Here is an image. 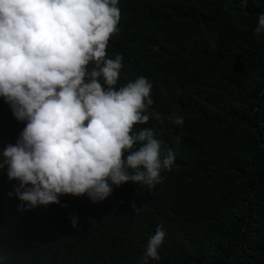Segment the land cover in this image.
Returning a JSON list of instances; mask_svg holds the SVG:
<instances>
[{"label": "trees", "instance_id": "trees-1", "mask_svg": "<svg viewBox=\"0 0 264 264\" xmlns=\"http://www.w3.org/2000/svg\"><path fill=\"white\" fill-rule=\"evenodd\" d=\"M118 4L124 27L106 48L122 58L116 87L151 82L149 111L164 122L134 129H153L173 165L152 188L125 183L97 204L61 196L28 211L0 169V264H138L158 226L149 264H264V34L254 32L264 0ZM24 126L0 98V150Z\"/></svg>", "mask_w": 264, "mask_h": 264}, {"label": "clouds", "instance_id": "clouds-1", "mask_svg": "<svg viewBox=\"0 0 264 264\" xmlns=\"http://www.w3.org/2000/svg\"><path fill=\"white\" fill-rule=\"evenodd\" d=\"M118 3L0 0V98L25 124L0 150V169L16 182L7 195L18 210L58 204L61 196L97 204L125 183L152 188L173 165L174 151L153 129H134L150 118L164 122L149 111L151 82L141 76L116 87L122 58H108L106 48L124 27ZM254 32L264 34V12ZM166 119L183 124L176 113ZM164 236L158 226L138 264L160 259Z\"/></svg>", "mask_w": 264, "mask_h": 264}]
</instances>
